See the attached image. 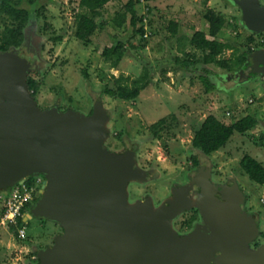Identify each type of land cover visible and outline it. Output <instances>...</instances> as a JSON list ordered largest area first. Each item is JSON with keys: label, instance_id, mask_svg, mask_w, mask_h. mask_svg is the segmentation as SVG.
Returning <instances> with one entry per match:
<instances>
[{"label": "rangeland", "instance_id": "1", "mask_svg": "<svg viewBox=\"0 0 264 264\" xmlns=\"http://www.w3.org/2000/svg\"><path fill=\"white\" fill-rule=\"evenodd\" d=\"M127 1L111 0L103 5L95 19L104 25L82 41L73 33L79 0H25L23 7L28 9L29 17L22 26L23 41L0 51V66L17 69L12 58H17L22 67L28 65V74L41 81L35 95L39 109L57 103L59 108L87 114L95 106L102 117L106 151L123 152L130 147L133 164L145 173L141 180L128 181L129 203L148 199L157 208L172 198L173 188L191 184L188 176L204 171L218 180L230 179L223 185L237 178L256 206L264 198V183L252 181L238 164L247 154L264 167V77L251 56L264 49V31H251L242 20L245 3L256 0H134L138 17L134 28L128 14L123 25L117 27L111 19L115 13H123ZM257 2L264 6V0ZM40 5L42 9L36 12ZM209 10L224 19L217 39L234 46L236 55L249 49L237 69L223 72L213 64L203 65L196 60L201 53L188 40L197 30L207 31L205 15ZM170 21L176 23L173 34L167 28ZM18 24L6 18L0 23V31L4 25ZM118 41L128 44L113 67L102 50ZM234 51L224 49L218 58L232 57ZM175 57L195 62L184 70L174 62ZM145 65L150 79L136 97L123 100L100 94L105 83L113 88L129 84ZM206 67L212 68L209 78L215 85L208 93L198 78ZM227 110L230 117L225 116ZM209 114L226 124L252 115L257 124L243 134H232L224 147L205 157L190 143L194 130ZM161 118L164 122L153 127ZM199 161L203 166L198 165ZM27 177L34 186L36 178L45 179L42 173ZM15 185L0 188V214L2 198ZM19 227L25 228L24 238L18 234ZM59 232L58 224L42 217L32 216L22 226L0 220V264H38L35 249L52 244Z\"/></svg>", "mask_w": 264, "mask_h": 264}, {"label": "water", "instance_id": "2", "mask_svg": "<svg viewBox=\"0 0 264 264\" xmlns=\"http://www.w3.org/2000/svg\"><path fill=\"white\" fill-rule=\"evenodd\" d=\"M242 20L264 31V6L246 2ZM251 56L264 77V49ZM12 59L17 69L0 66V188L42 173L45 185L23 221L42 217L62 229L52 244L35 249L38 264H211L216 251L243 254L252 222L239 210L235 184L221 197L201 172V206L217 232L177 235L171 220L187 206L185 189L157 208L148 199L129 203L128 181L145 173L132 152L106 151L95 106L89 115L57 103L39 109L26 85L28 65Z\"/></svg>", "mask_w": 264, "mask_h": 264}, {"label": "trees", "instance_id": "3", "mask_svg": "<svg viewBox=\"0 0 264 264\" xmlns=\"http://www.w3.org/2000/svg\"><path fill=\"white\" fill-rule=\"evenodd\" d=\"M24 1L25 0H0V23L5 22L6 18L19 23L15 27L4 25L3 29L0 31V51H7L11 47H17L23 41L24 34L22 32V26L26 23V20L29 17L28 9L23 7ZM33 1L36 0H28L30 3ZM109 1L111 0H79L78 6L80 10L74 17L75 29L73 32L77 39L87 41L97 28L104 25V22H97L95 17L100 15V9ZM134 3V0H128L124 4L123 13H115L111 19L113 25L117 27L122 26L125 21V15L128 14L129 23L134 28L136 22L138 21V17L134 9ZM39 9H42V5L35 9L36 12H38ZM205 17L208 24L207 31L197 30L188 40L191 47L201 53V56L196 57V60L201 62L203 65L213 64L222 69L223 72L239 68L245 60L249 49L245 51L243 50L241 54L236 55V48L234 46L216 38V34L223 26V17L216 15L211 10L208 11ZM167 28L172 34L175 33L176 23L170 21ZM137 31H141V29ZM134 33H136V30ZM55 38L59 39V37ZM126 43L128 44V42L123 43L118 41L113 46L103 48L102 55L106 60H111L113 67L119 62V59L124 52V45ZM129 46L132 47L131 45ZM233 48L235 51L232 52V57L227 59L218 58L219 54L224 49H232L233 51ZM174 62L180 66L181 69L187 70L192 64H194L195 59H182L180 57H175ZM211 69L212 68L210 67H206L203 73H201L198 77L204 86V91L206 93L211 92L215 88V85L209 78ZM83 76L84 78L87 76L85 72H83ZM149 79V68L145 65L142 69V73L131 79L129 84H120L116 88H113L110 87V84L105 83L100 90V94L117 96L120 99L129 100L136 97L139 91L147 86ZM26 85L31 92L32 97L36 99L35 95L39 90L41 81H37L32 75L28 74L26 76ZM163 122L164 119L161 118L157 122L153 123V127L157 124H162ZM256 124L257 119L252 115H244L226 124L217 119L214 115L209 114L194 130L190 145L194 150H199L203 154L208 155L224 147L232 134H243L254 128ZM238 164L252 181L259 185L264 183V167L255 158L245 154L241 157ZM25 182L27 185H33L28 180V177ZM36 200L37 198L33 201L35 202ZM30 207L31 203H25L22 213H27ZM23 222V216L17 217V226H22Z\"/></svg>", "mask_w": 264, "mask_h": 264}, {"label": "flooded vegetation", "instance_id": "4", "mask_svg": "<svg viewBox=\"0 0 264 264\" xmlns=\"http://www.w3.org/2000/svg\"><path fill=\"white\" fill-rule=\"evenodd\" d=\"M59 109L66 110L67 108ZM90 112L91 109L85 115L90 114ZM121 146H124V144H121ZM125 151L132 152V149L130 147H125L123 152L116 153L120 154L124 153ZM194 151L200 152L199 150ZM200 153L206 157L205 154L202 152ZM202 164L203 163L200 162L198 165L203 166ZM201 172L203 171L188 176L189 181L191 182L189 186H178L177 188L172 189V196L175 190L179 188L185 189L186 194V211L183 213V215L180 214L177 216V214V217L175 216L171 220L172 230L179 236L201 233L205 236L213 237L217 232V228L212 227L207 223L201 206V193L197 187L198 178L200 177ZM205 179L215 186L219 196L221 197H224L227 193V189L231 185L235 184L238 188L239 210L248 221L252 222V235L248 240H246L244 244L245 251L242 252L243 256L239 254L226 255L221 251H216L211 257V264H264V198H262V201H259L256 206L252 205V202L247 194L248 191L244 190V184H240L237 178L232 177V182L226 184L225 186L223 183L229 181L230 179L218 180L216 178L210 177L208 174H205ZM30 203L34 204L35 202L31 201ZM61 232L62 229L60 228V232L58 234Z\"/></svg>", "mask_w": 264, "mask_h": 264}, {"label": "built area", "instance_id": "5", "mask_svg": "<svg viewBox=\"0 0 264 264\" xmlns=\"http://www.w3.org/2000/svg\"><path fill=\"white\" fill-rule=\"evenodd\" d=\"M230 115L231 113L228 110L225 111V116L230 117ZM26 178L21 182H17L11 193L2 198L1 223L17 226V217H25L26 213H22L25 203H30L35 198H38V195L43 190V186L45 185L44 179L36 178L37 185L34 186L27 185L25 182ZM17 230L19 236L24 238L26 235L25 228L19 227Z\"/></svg>", "mask_w": 264, "mask_h": 264}, {"label": "crops", "instance_id": "6", "mask_svg": "<svg viewBox=\"0 0 264 264\" xmlns=\"http://www.w3.org/2000/svg\"><path fill=\"white\" fill-rule=\"evenodd\" d=\"M36 103H37V101H36ZM50 107V106H49Z\"/></svg>", "mask_w": 264, "mask_h": 264}]
</instances>
